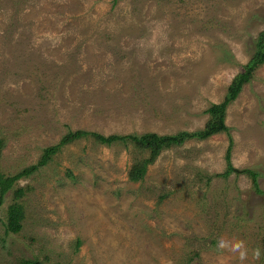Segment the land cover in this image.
Returning <instances> with one entry per match:
<instances>
[{
	"label": "rangeland",
	"instance_id": "374dc122",
	"mask_svg": "<svg viewBox=\"0 0 264 264\" xmlns=\"http://www.w3.org/2000/svg\"><path fill=\"white\" fill-rule=\"evenodd\" d=\"M264 29V0H0V163L37 161L68 130L172 134L203 127ZM225 133L163 150L141 181L138 152L92 136L66 144L31 176L20 233L0 264H240L217 238L264 248V64L226 109ZM212 176L199 179L200 174ZM79 245L76 246V241ZM245 264H264V257Z\"/></svg>",
	"mask_w": 264,
	"mask_h": 264
},
{
	"label": "trees",
	"instance_id": "16d2710c",
	"mask_svg": "<svg viewBox=\"0 0 264 264\" xmlns=\"http://www.w3.org/2000/svg\"><path fill=\"white\" fill-rule=\"evenodd\" d=\"M264 64V29L258 32L255 38V49L249 60L244 64L243 70L238 72L227 87L225 97L218 103H211L205 112L208 115L203 127L188 131L180 130L172 134H158L156 132H144L141 134H109L104 135L98 132H88L84 129L68 130L60 140L53 145L44 147L37 161L30 164L14 174H7L0 163V204L7 193H12V201L7 207L5 231L7 233H20L23 229V222L26 219V206L23 196L27 188L19 186L17 182L27 178L32 173L37 172L41 167L46 165L52 157L59 152L66 144L71 143L81 137L92 136L94 140L103 145H111L114 142H121L124 146L132 145L138 152L135 156L129 169L128 177L133 182L141 181L147 171L148 166L155 161L160 153L172 147L181 146L185 141L190 139L205 140L209 137L225 133L229 140V145L226 150V167L223 172L216 173L214 176L227 178L230 174L237 172L236 168L230 162V150L232 146V136L230 127L226 124V109L240 93L243 85L249 83L253 78L254 72ZM6 138L0 135V159L2 150L5 147ZM251 179L252 189L261 193L264 196V190L259 187L258 171L250 168L240 170ZM199 179L206 178V183L210 182L212 176L205 173L200 174ZM79 245V240L76 241V246ZM191 261V260H190ZM188 261L185 264H191ZM18 264H45L39 259L20 258Z\"/></svg>",
	"mask_w": 264,
	"mask_h": 264
},
{
	"label": "clouds",
	"instance_id": "9594fccd",
	"mask_svg": "<svg viewBox=\"0 0 264 264\" xmlns=\"http://www.w3.org/2000/svg\"><path fill=\"white\" fill-rule=\"evenodd\" d=\"M216 247L217 250H227L235 255L240 261V264H245V261L249 259V256H251L252 261H259L264 257V248L257 245L256 247L249 249L246 241L242 239L229 240L221 236L217 238Z\"/></svg>",
	"mask_w": 264,
	"mask_h": 264
}]
</instances>
